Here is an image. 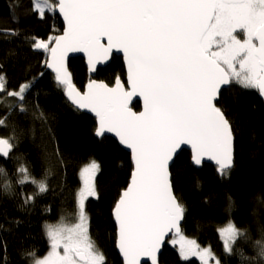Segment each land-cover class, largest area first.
I'll return each instance as SVG.
<instances>
[{"label": "snow or ice", "instance_id": "6c2138e0", "mask_svg": "<svg viewBox=\"0 0 264 264\" xmlns=\"http://www.w3.org/2000/svg\"><path fill=\"white\" fill-rule=\"evenodd\" d=\"M31 11L40 19L62 16V35L32 37L31 48L50 54L44 64L54 71L70 103L95 113V135L114 133L131 152L130 180L111 210L124 264H142V257L158 264L157 254L169 233L179 237L171 243L179 245L181 259L196 256L202 264H221L210 248L182 234L186 210L174 194L170 165L178 150L190 145L194 164L208 157L222 177L234 169V127L218 103L222 86L233 83L264 97V0H31ZM12 19H18L15 13ZM0 33L19 35L7 28ZM81 51L88 57L90 72L113 52L122 53L127 87L117 76L113 86L89 80L81 92L66 64L69 52ZM31 87L29 81L9 90L6 75L0 74V105L26 112ZM134 96L143 99L141 111L129 106ZM9 98L16 103L7 105ZM0 126H6V119L0 118ZM14 139L0 137V155L9 156ZM99 171L94 159L81 168L76 222L62 219L47 225L50 250L33 264H107L90 236L85 208L89 198L99 199ZM17 173L18 185L36 187L35 194L24 196L25 204L48 190L46 179H36L24 165ZM0 175L7 176L3 168ZM3 188H11L7 179ZM218 231L227 253L247 237L246 230L231 221ZM255 246L259 264H264V240Z\"/></svg>", "mask_w": 264, "mask_h": 264}, {"label": "trees", "instance_id": "16d2710c", "mask_svg": "<svg viewBox=\"0 0 264 264\" xmlns=\"http://www.w3.org/2000/svg\"><path fill=\"white\" fill-rule=\"evenodd\" d=\"M5 28L19 35L0 33V74L6 75L9 90L29 81L32 87L26 95V112L0 105V118L6 119L0 137L15 136L8 158L0 156V168L7 173L0 175V264H33L28 253L40 257L49 249L44 223L75 221L79 169L93 159L100 165L96 175L99 199L89 198L85 204L89 233L107 264H122L115 250L111 210L129 182V153L112 137L95 135V118L68 101L44 64L47 53L31 48L32 37L46 40L61 31L57 14L40 19L32 14L31 0H0V29ZM68 67L73 83L82 90L90 79L83 59H70ZM117 76L124 80V66L122 58L114 55L110 64L97 70L96 78L111 84ZM15 103L12 98L7 101V105ZM218 106L234 127L235 167L222 177L213 164L195 167L188 150L175 157L170 170L174 194L186 210L182 233L209 246L221 264H259L255 242L264 240V102L256 90L233 83L221 91ZM132 108L138 110L139 103ZM21 165L48 184V190L28 204L24 196L35 194L36 187L16 183ZM5 179L11 183L8 190L3 188ZM229 221L247 234L236 242L232 253L225 251L218 233ZM159 264H198V260H183L176 247L165 244Z\"/></svg>", "mask_w": 264, "mask_h": 264}, {"label": "water", "instance_id": "95a60500", "mask_svg": "<svg viewBox=\"0 0 264 264\" xmlns=\"http://www.w3.org/2000/svg\"><path fill=\"white\" fill-rule=\"evenodd\" d=\"M57 16L60 18V20H61V22H62V24H63L62 30H61L57 35H62V33H63V28H64L63 18H62V16L59 15L58 13H57ZM114 55H116V56H120V57L122 58V63H123V66H124V80H121V81H122L123 83H125V86L127 87V68H126V64H125L124 57H123V54H122V53H120V52H113V54L109 57V59H108L107 61H104V62H102V63L97 64V65H96V69H95L94 71H91V72H90V71H89V64H88V57H87L86 53H84V52H82V51H81V52H69L68 55H67V58H66V64H67V66H68V65H69V61H70V59H72V58H77V57H81V58L83 59L84 65H85L86 72H87V74H88L89 77H90V79H88V80L85 82V84H84L82 90H80L77 86H76V87H77L81 92H83V91L85 90V87H86V85L88 84L89 80L101 81V79L96 78L97 70H98L99 68L106 67L108 64H110V62H111V60H112V57H113ZM49 58H50V54L47 53V55H46V59H49ZM46 68H47V67H46ZM68 68H69V67H68ZM47 69H48L51 73H53V74L55 75V73H54V71H53L52 69H49V68H47ZM115 80H116V79H115ZM102 81H103V80H102ZM104 82H105V81H104ZM105 83H106V82H105ZM114 84H115V81L113 82V84H111V85H109V86H113ZM227 87H228V85L222 86V89L227 88ZM257 92H258V91H257ZM258 94H259V92H258ZM259 96H260V98L262 99V101L264 102V97H262L260 94H259ZM68 101H69V100H68ZM69 102H70V101H69ZM135 102H138V103H139V109H138V110H135V109L132 108V105H133ZM129 106L132 108L133 111H137V112H138V111H141V110L143 109V99H142V97H139V96H134V97H132L131 100L129 101ZM80 111L85 112V113H87V114L93 116V117L95 118V120H96V126H97V119H96L95 113H93V112H91L90 110H87V109H82V110H80ZM104 136H110V137H112V138H113V139L119 144V146H121L126 152L129 153L130 161H131V152H130V150L127 149L126 146H123V145H121V144L119 143V139H118V137L115 136L114 133H106ZM99 138H101V137H99ZM181 150H188V151L190 152V160H191V163H192L195 167H200L203 163H210V164H213V165L217 166L216 162L213 161V160H211V159L208 158V157H203V158H202V162H201L200 165H196V164H194L193 161H192V150H191V146H190V145H183L182 148H181L180 150H178V152H177V154L175 155V157L181 152ZM0 156L3 157L2 155H0ZM175 157H174V159H175ZM3 158H8V156H7V157H3ZM131 163H132V162H131ZM171 165H172V164H171ZM171 165H170V166H171ZM131 171H132V170H131ZM130 177H131V173H130ZM130 177H129V180H130ZM126 187H127V185H126ZM122 190H123V189H122ZM112 218H113V217H112ZM113 222H114V219H113ZM181 223H182V221H181ZM114 225H115V222H114ZM115 234H116V226H115ZM172 235H175V234H174V233H169V234L165 237V240H164V242H163V244H162V246H161V248H160V251H159L158 254H157L158 264H159V256H160V254H161V252H162V250H163V247H164L165 244H167V240H168V238H169L170 236H172ZM115 250H116V252H117V254H118V256H119V258H120V260H121V263L124 264V258H123L122 254L120 253V251H119V249H118V247H117V245H116V237H115ZM141 261H142V264H152V262H151V258H150V257H142V258H141Z\"/></svg>", "mask_w": 264, "mask_h": 264}, {"label": "rangeland", "instance_id": "374dc122", "mask_svg": "<svg viewBox=\"0 0 264 264\" xmlns=\"http://www.w3.org/2000/svg\"><path fill=\"white\" fill-rule=\"evenodd\" d=\"M241 38H243L242 36H241ZM97 162V161H96ZM84 166V165H83ZM82 166V167H83ZM81 167V168H82ZM81 168L79 169V178H80V187H79V189L82 187V180H83V178L81 177V175H80V170H81ZM78 189V190H79ZM78 192V191H77ZM85 204H86V202H85ZM76 221H74V222H72V223H75ZM230 222V221H229ZM228 222V223H229ZM232 222V221H231ZM72 223H70V224H72ZM227 223V224H228ZM233 223V222H232ZM56 224H59V223H48V222H46V223H44V225H43V227H44V230H45V233H46V227H47V225H56ZM227 224H225L224 226H222V227H220V228H223V227H225ZM219 228V229H220ZM218 229V230H219ZM218 233H219V236H220V239H221V241H222V243H223V239H222V237H221V234H220V232L218 231ZM183 234V233H182ZM186 238H188V239H192V238H190V237H188V236H186L185 234H183ZM46 236H47V234H46ZM47 238H48V236H47ZM173 239H179V237L178 236H176V235H172V236H170L169 238H168V240H167V244L168 245H171V246H173V247H176V249L178 250V248H179V245L177 244V245H173L172 243H171V241L173 240ZM48 240H49V238H48ZM201 246V245H200ZM223 246H224V243H223ZM202 248H210L209 246H201ZM49 250H50V241H49V249L47 250V252L44 254V255H42V256H40V257H34V258H43L48 252H49ZM212 251V250H211ZM34 258H33V260H34ZM191 258H196L197 260H198V264H202V262L200 261V259H199V257H196V256H193V257H189L188 259H191ZM210 264H215V262L214 261H212V260H210Z\"/></svg>", "mask_w": 264, "mask_h": 264}, {"label": "bare ground", "instance_id": "6f19581e", "mask_svg": "<svg viewBox=\"0 0 264 264\" xmlns=\"http://www.w3.org/2000/svg\"><path fill=\"white\" fill-rule=\"evenodd\" d=\"M61 21V20H60ZM62 27H63V24H62ZM62 30V29H61ZM107 83V82H106ZM107 84H109V83H107ZM111 84H113V83H111ZM111 84H109V85H111ZM225 89V88H224ZM223 90V89H222ZM32 259V263H33V257L31 258Z\"/></svg>", "mask_w": 264, "mask_h": 264}]
</instances>
